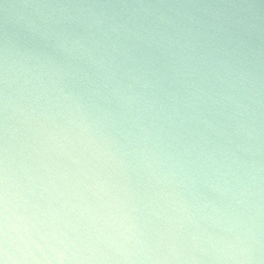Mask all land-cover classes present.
<instances>
[{"label": "clouds", "instance_id": "1", "mask_svg": "<svg viewBox=\"0 0 264 264\" xmlns=\"http://www.w3.org/2000/svg\"><path fill=\"white\" fill-rule=\"evenodd\" d=\"M0 264H264V0H0Z\"/></svg>", "mask_w": 264, "mask_h": 264}]
</instances>
